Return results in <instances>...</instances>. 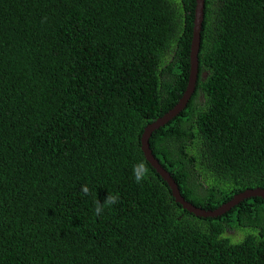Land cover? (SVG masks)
I'll list each match as a JSON object with an SVG mask.
<instances>
[{"label":"trees","instance_id":"trees-1","mask_svg":"<svg viewBox=\"0 0 264 264\" xmlns=\"http://www.w3.org/2000/svg\"><path fill=\"white\" fill-rule=\"evenodd\" d=\"M193 7L0 0V264H264V197L194 215L140 149L185 87ZM148 145L204 208L264 188V0L203 1L193 91Z\"/></svg>","mask_w":264,"mask_h":264},{"label":"water","instance_id":"water-1","mask_svg":"<svg viewBox=\"0 0 264 264\" xmlns=\"http://www.w3.org/2000/svg\"><path fill=\"white\" fill-rule=\"evenodd\" d=\"M203 1L204 0H194L193 7V16H192V26H191V36L189 42V68L188 75L186 79L185 87L178 97L177 101L169 107L165 112L154 118L152 121L147 123L139 136L140 149L144 158L150 163V165L155 169V171L163 178L169 189L170 193L173 196L174 200L180 203L181 207L192 212L194 215L199 216H216L231 205L238 202L242 198L259 195L264 197V188L260 186L254 187H245L242 190L235 192L225 201H222L213 208H204L202 206L196 205L191 202L189 199L185 198L174 179L168 173V171L159 163L155 156L151 153V150L148 145V138L153 128H156L158 125L164 123L165 121L172 118L180 109L184 107L186 101L190 97V94L193 91L195 80L197 77V52L199 48L200 40V28L203 18Z\"/></svg>","mask_w":264,"mask_h":264},{"label":"clouds","instance_id":"clouds-1","mask_svg":"<svg viewBox=\"0 0 264 264\" xmlns=\"http://www.w3.org/2000/svg\"><path fill=\"white\" fill-rule=\"evenodd\" d=\"M133 175H134V179L136 180L137 183H139L140 181H142L145 176L147 175V166L141 162L140 164L138 165H135L133 167ZM82 192L87 195L89 194V188L85 185V186H82ZM118 200V196H115V195H111V194H108L107 198L105 199L104 203L101 205L98 200H97V197H96V208H95V213L97 215H99L102 211V208L104 205H112V204H115Z\"/></svg>","mask_w":264,"mask_h":264}]
</instances>
